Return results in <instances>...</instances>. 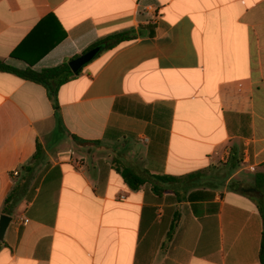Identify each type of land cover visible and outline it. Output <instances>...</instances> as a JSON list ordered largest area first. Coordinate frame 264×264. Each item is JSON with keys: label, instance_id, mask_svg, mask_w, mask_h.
Wrapping results in <instances>:
<instances>
[{"label": "crops", "instance_id": "crops-1", "mask_svg": "<svg viewBox=\"0 0 264 264\" xmlns=\"http://www.w3.org/2000/svg\"><path fill=\"white\" fill-rule=\"evenodd\" d=\"M124 32L60 88L61 121L43 85L0 72V219L30 185L0 264H261L254 177L236 178L264 172V0H0V60L22 69ZM38 143L48 168L26 175Z\"/></svg>", "mask_w": 264, "mask_h": 264}, {"label": "trees", "instance_id": "trees-1", "mask_svg": "<svg viewBox=\"0 0 264 264\" xmlns=\"http://www.w3.org/2000/svg\"><path fill=\"white\" fill-rule=\"evenodd\" d=\"M133 39L132 33L130 32H124V33H115L112 35H109L102 40H100L98 43H96L93 48L95 47H101L102 53L111 51L118 47L120 44L130 41ZM98 58V57H97ZM12 60L16 59L15 54L11 57ZM0 72L2 73H9L14 74L22 79L43 85L47 90L50 97V100L54 103V108L56 110V114L58 117V121H61L60 116V105L58 102V93L62 86L69 83L79 75H75L69 64L64 63L62 65L49 68V69H42V70H35L31 67L27 68H19L14 65H12L10 62L2 61L0 60ZM73 140L76 142L83 143L82 141H79L77 138L73 137ZM46 161V152L41 146V144L38 143L37 145V151L35 155L33 156L30 163L22 168V171L26 175H29L35 171L36 168H39L41 165H43ZM233 164V163H232ZM238 166L237 164H233L232 169H236ZM45 168H48V163ZM117 170L122 174L124 180L126 183L134 190L137 191L146 183L148 182L145 178L140 176L137 172L134 170L126 167L121 166L117 167ZM191 178V177H188ZM153 181H155V184H153V189L157 193H161L164 190L159 187L158 184H165L168 182L175 181L177 179L170 178V177H154L152 178ZM29 181V180H28ZM29 182L23 183V179H21L19 182L16 183L14 188L11 190L9 195L7 196L3 208V214L13 217L16 213V210L18 208L19 203L22 201V199L26 196L29 190ZM258 192V194L256 193ZM244 195L248 196L250 199H252L262 216L263 219V231H262V241H261V250H260V263L264 264V172H257L254 175V183L253 186L250 189H247ZM178 227V220H176V223L172 227V231H175V229ZM2 243H0L1 247Z\"/></svg>", "mask_w": 264, "mask_h": 264}, {"label": "water", "instance_id": "water-1", "mask_svg": "<svg viewBox=\"0 0 264 264\" xmlns=\"http://www.w3.org/2000/svg\"><path fill=\"white\" fill-rule=\"evenodd\" d=\"M102 53V48L101 47H95L85 53L84 55L76 58L75 60L71 61L69 63V66L72 70V72L75 75H79L82 70L92 63L100 54ZM239 192L244 193L246 192V189H244L242 186L239 187ZM258 194V192H256ZM12 222V217L3 215L0 219V242L4 241L6 232Z\"/></svg>", "mask_w": 264, "mask_h": 264}, {"label": "rangeland", "instance_id": "rangeland-1", "mask_svg": "<svg viewBox=\"0 0 264 264\" xmlns=\"http://www.w3.org/2000/svg\"><path fill=\"white\" fill-rule=\"evenodd\" d=\"M61 144H62L61 145L62 150H68L69 149V146L65 142H62ZM46 166H47L46 163H44L42 165V167H39V168H40V170L41 169L44 170ZM253 177H254V175L240 174L237 176L236 181L241 182V183H244V182L249 183L253 180Z\"/></svg>", "mask_w": 264, "mask_h": 264}, {"label": "built area", "instance_id": "built-area-1", "mask_svg": "<svg viewBox=\"0 0 264 264\" xmlns=\"http://www.w3.org/2000/svg\"><path fill=\"white\" fill-rule=\"evenodd\" d=\"M13 177H14V179L20 177V171H15V172L13 173ZM123 198H124V197H123ZM27 222H28V221H27Z\"/></svg>", "mask_w": 264, "mask_h": 264}]
</instances>
